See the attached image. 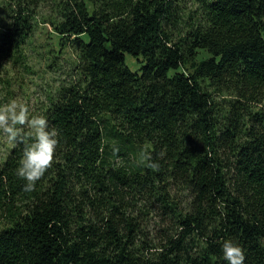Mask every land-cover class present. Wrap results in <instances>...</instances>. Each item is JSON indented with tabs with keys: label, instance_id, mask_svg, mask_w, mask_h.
<instances>
[{
	"label": "trees",
	"instance_id": "1",
	"mask_svg": "<svg viewBox=\"0 0 264 264\" xmlns=\"http://www.w3.org/2000/svg\"><path fill=\"white\" fill-rule=\"evenodd\" d=\"M56 1L52 24L78 52L79 79L52 102L58 159L34 190L17 174L22 143L0 162V206L18 210L0 226V264H227L224 239L245 264H264V100L224 109L212 92L224 75L264 85V0H204L209 26L178 40L166 25L181 0ZM35 4L0 9V84L34 31ZM197 49L211 56L198 61ZM179 181L187 211L170 188ZM143 204L178 228L147 258Z\"/></svg>",
	"mask_w": 264,
	"mask_h": 264
},
{
	"label": "rangeland",
	"instance_id": "2",
	"mask_svg": "<svg viewBox=\"0 0 264 264\" xmlns=\"http://www.w3.org/2000/svg\"><path fill=\"white\" fill-rule=\"evenodd\" d=\"M11 0H0V9L5 3ZM36 12L33 23L34 31L24 46L23 53L7 60L2 70V82L0 84V104L10 99H19L27 102L34 114H43L48 119L52 102L58 100L63 87L77 84L79 79L78 52L71 46L62 47L60 36L55 32L52 21L57 18L56 0H33ZM204 0H181L177 3L176 13L166 25L174 40L185 38L192 29L202 26L207 28L210 24L211 13L204 3ZM93 1L88 0V6L93 8ZM1 11V10H0ZM199 49H197L198 51ZM198 61L209 58L211 54L205 50L198 51ZM127 64L133 71L139 70L138 62L130 55H127ZM182 71V70H181ZM212 92L222 103L224 109L230 107V103L238 99L259 101L262 96L264 100V85L252 82H240L231 75H224L220 80L214 82ZM245 92V96L243 93ZM246 102V101H245ZM253 104V103H252ZM256 105L261 108L262 105ZM19 143L9 141L5 135L0 133V162H4L12 154ZM202 143L197 147L200 149ZM223 153V149H221ZM58 159L56 156L54 160ZM117 162H120L118 160ZM179 185L171 184L170 188L175 200L180 207L187 211L191 208L189 191L186 190L184 181ZM142 212L140 225H143L141 238H149L155 248L146 253L147 256L157 254L161 244L165 242L166 235H176L177 229L174 221L163 218L161 211L156 205L143 204L139 206ZM134 215L139 212L138 208L133 209ZM18 210L13 206L8 210L0 206V226L9 224L17 215ZM157 247V248H156Z\"/></svg>",
	"mask_w": 264,
	"mask_h": 264
},
{
	"label": "clouds",
	"instance_id": "3",
	"mask_svg": "<svg viewBox=\"0 0 264 264\" xmlns=\"http://www.w3.org/2000/svg\"><path fill=\"white\" fill-rule=\"evenodd\" d=\"M0 133L11 142L24 145L17 174L26 181L25 191L34 190L36 182L53 165L60 142L58 131L50 127L45 115L34 114L27 102L10 99L0 104ZM141 159L148 161V167L159 168V163L151 159L147 150H142ZM221 250L227 264H245L244 249L232 239H224Z\"/></svg>",
	"mask_w": 264,
	"mask_h": 264
}]
</instances>
